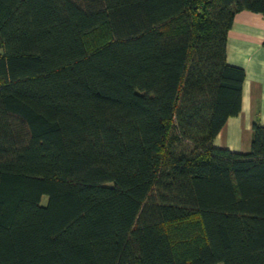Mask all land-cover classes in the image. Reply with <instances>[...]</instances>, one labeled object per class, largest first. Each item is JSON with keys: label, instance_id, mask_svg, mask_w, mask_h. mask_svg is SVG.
<instances>
[{"label": "trees", "instance_id": "obj_1", "mask_svg": "<svg viewBox=\"0 0 264 264\" xmlns=\"http://www.w3.org/2000/svg\"><path fill=\"white\" fill-rule=\"evenodd\" d=\"M243 10L264 0H0V264H264V124L213 145Z\"/></svg>", "mask_w": 264, "mask_h": 264}, {"label": "crops", "instance_id": "obj_2", "mask_svg": "<svg viewBox=\"0 0 264 264\" xmlns=\"http://www.w3.org/2000/svg\"><path fill=\"white\" fill-rule=\"evenodd\" d=\"M264 16L243 10L234 15L226 38V60L245 71L241 110L226 120L213 145L231 151L249 150L252 122L264 124Z\"/></svg>", "mask_w": 264, "mask_h": 264}, {"label": "rangeland", "instance_id": "obj_3", "mask_svg": "<svg viewBox=\"0 0 264 264\" xmlns=\"http://www.w3.org/2000/svg\"><path fill=\"white\" fill-rule=\"evenodd\" d=\"M42 202L45 203L46 202V197L42 198Z\"/></svg>", "mask_w": 264, "mask_h": 264}]
</instances>
